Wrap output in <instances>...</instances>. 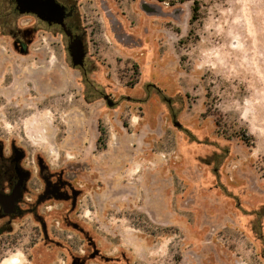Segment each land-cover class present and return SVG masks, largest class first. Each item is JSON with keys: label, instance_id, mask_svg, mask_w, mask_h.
<instances>
[{"label": "rangeland", "instance_id": "obj_1", "mask_svg": "<svg viewBox=\"0 0 264 264\" xmlns=\"http://www.w3.org/2000/svg\"><path fill=\"white\" fill-rule=\"evenodd\" d=\"M60 1L86 74L0 0L1 136L70 200L5 219L0 264H264V0Z\"/></svg>", "mask_w": 264, "mask_h": 264}, {"label": "flooded vegetation", "instance_id": "obj_2", "mask_svg": "<svg viewBox=\"0 0 264 264\" xmlns=\"http://www.w3.org/2000/svg\"><path fill=\"white\" fill-rule=\"evenodd\" d=\"M55 1L64 8V22L67 29L74 36H79L77 34L79 18L76 7L60 0ZM11 2L15 12L20 15L16 10V2L14 0H11ZM20 16H32L38 19L32 14ZM39 21L50 28L56 27L63 33L59 25L50 26L41 20ZM80 38L82 39V37ZM29 42L16 40L15 46L17 50H15V53L27 55L29 52ZM85 70L86 68L82 69L84 74H86ZM2 137L0 133V221L3 222L7 218H16L29 214L39 223H42V232L52 231V227L44 223L43 216L39 213V210L48 208L52 210L54 206H57V203L63 204L69 202L68 182L63 179L61 174L52 172L49 165L42 160L29 155L26 148L13 141L10 144H6ZM75 204L76 201L74 206ZM58 226L59 230L66 228ZM39 227L37 224L35 230L38 231ZM55 230L57 231V229ZM5 232L3 222L0 224V253L1 250L10 245L9 243L5 244L2 242V236Z\"/></svg>", "mask_w": 264, "mask_h": 264}, {"label": "water", "instance_id": "obj_3", "mask_svg": "<svg viewBox=\"0 0 264 264\" xmlns=\"http://www.w3.org/2000/svg\"><path fill=\"white\" fill-rule=\"evenodd\" d=\"M16 2V10L20 15L32 14L39 20L48 25H59L64 35L69 39L68 53L71 58V65L74 69H84L87 52L84 48V43L79 36H74L73 33L67 29L64 22L65 14L64 8L55 0H14ZM104 99L109 107H113L114 103L109 96ZM178 125V124H177Z\"/></svg>", "mask_w": 264, "mask_h": 264}, {"label": "trees", "instance_id": "obj_4", "mask_svg": "<svg viewBox=\"0 0 264 264\" xmlns=\"http://www.w3.org/2000/svg\"><path fill=\"white\" fill-rule=\"evenodd\" d=\"M181 1L182 2H185V1H192L193 2V8H192L193 14H192V17L190 20V22L192 24L198 18L199 11H200V3L198 2V0H181ZM100 132H101V137L99 138V141H98L99 144H100V141L103 139V136L105 135V132L102 131V129H100ZM236 136L239 137L243 142H245L247 144L251 143V141H252V136H247L245 133H236ZM163 231H164V229H163Z\"/></svg>", "mask_w": 264, "mask_h": 264}]
</instances>
